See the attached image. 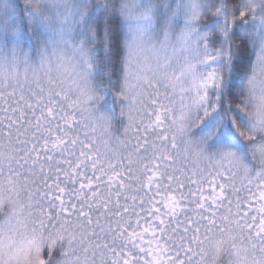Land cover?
Segmentation results:
<instances>
[{"label": "snow or ice", "instance_id": "snow-or-ice-1", "mask_svg": "<svg viewBox=\"0 0 264 264\" xmlns=\"http://www.w3.org/2000/svg\"><path fill=\"white\" fill-rule=\"evenodd\" d=\"M0 264H264V0H0Z\"/></svg>", "mask_w": 264, "mask_h": 264}]
</instances>
